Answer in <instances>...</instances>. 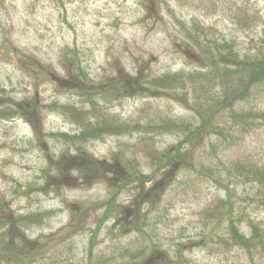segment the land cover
Segmentation results:
<instances>
[{
  "label": "rangeland",
  "instance_id": "rangeland-1",
  "mask_svg": "<svg viewBox=\"0 0 264 264\" xmlns=\"http://www.w3.org/2000/svg\"><path fill=\"white\" fill-rule=\"evenodd\" d=\"M260 64L264 0H0V264H264Z\"/></svg>",
  "mask_w": 264,
  "mask_h": 264
},
{
  "label": "trees",
  "instance_id": "trees-1",
  "mask_svg": "<svg viewBox=\"0 0 264 264\" xmlns=\"http://www.w3.org/2000/svg\"><path fill=\"white\" fill-rule=\"evenodd\" d=\"M260 65L261 66H258V67H252L251 72L252 71H254V72L252 73V75H250V82L248 84V87H246L245 91L242 94H244L245 92L249 93V91L251 90V88H253V86L256 87L257 84L260 85L261 84L260 82L264 81V65H262V64H260ZM217 113L215 115H213L214 120H215ZM214 127H218V125H214ZM211 129L213 130V128H211ZM202 132H207L206 127L202 129ZM260 201H261V203L264 204V198L260 199ZM234 236H247V235L245 233L241 232L240 230H238L235 232Z\"/></svg>",
  "mask_w": 264,
  "mask_h": 264
}]
</instances>
